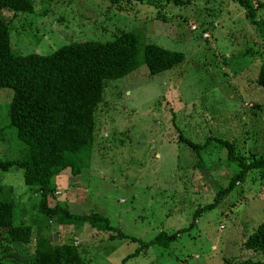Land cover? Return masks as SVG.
I'll return each instance as SVG.
<instances>
[{"label":"rangeland","instance_id":"1","mask_svg":"<svg viewBox=\"0 0 264 264\" xmlns=\"http://www.w3.org/2000/svg\"><path fill=\"white\" fill-rule=\"evenodd\" d=\"M152 1L33 0L32 13L5 12L12 51L18 54H50L70 42L106 41L132 29L146 42L184 53L172 70L151 76L142 63L129 75L105 82L89 160L81 175L54 193L56 200L73 213L107 216L112 226L142 241L187 228L168 248L152 245L126 264L264 260L243 247L264 218L260 169L248 171L190 227L195 210L211 203L239 169L218 138L231 142L235 154L248 162L264 158V88L254 82L264 62V40L232 0ZM262 1L258 18H264ZM11 97V89L0 88L2 160L24 155L23 142L9 126ZM183 138L209 141L198 155ZM22 178L21 169L0 168V185L18 200L19 216L32 224L34 237L28 245L0 240L1 255L28 262L36 234L52 245L73 242L88 264H119L139 247L128 237L110 241L107 233L88 225H60L53 217L45 221L36 209L38 195L25 189Z\"/></svg>","mask_w":264,"mask_h":264},{"label":"trees","instance_id":"2","mask_svg":"<svg viewBox=\"0 0 264 264\" xmlns=\"http://www.w3.org/2000/svg\"><path fill=\"white\" fill-rule=\"evenodd\" d=\"M109 1L111 5L121 1L154 2ZM232 1L245 11L250 23L256 26L264 40V18H258L263 1ZM6 11L13 15L32 13L33 0H0V88L12 90L8 103L9 126L16 129L18 139L25 146L21 148L24 155L9 160L0 159V168L7 170L16 167L22 170L23 183L27 186L25 189L38 195L36 209L43 214L45 221L53 217L60 225H88L96 233H107L110 241L127 238L120 229L111 225L107 216L98 212L73 213L65 203L56 200L54 193H59L65 182L81 175L86 167L94 141L95 113L103 100L105 82L129 75L142 63L151 76L172 70L184 60V53L146 42L139 31L132 29L120 30L106 41L70 42L50 54H18L12 51L11 21L6 18ZM139 46L142 49L141 59ZM254 82L264 88V62L260 64ZM183 139L198 155L209 141L198 144L188 138ZM217 141L227 148V159L235 162L239 169L226 188L217 190L211 203L195 210L190 227L202 212L217 207L248 171L260 169L264 173V158L248 162L244 156L235 154L231 142L221 138ZM6 187L0 185V240L28 245L34 237L33 226L19 216L18 200ZM50 199H55V203L51 205ZM186 229L181 228L173 233L160 231L149 241L129 236L130 240L139 243V247L124 256L119 264H126L130 258L152 245L168 248ZM243 247L264 255V218L248 235ZM3 255L0 254V264H16L17 261L25 264H88L83 252L73 242L52 245L40 234H36L35 247L28 256V262L16 255ZM224 264H264V260L256 257L229 258L224 260Z\"/></svg>","mask_w":264,"mask_h":264},{"label":"built area","instance_id":"3","mask_svg":"<svg viewBox=\"0 0 264 264\" xmlns=\"http://www.w3.org/2000/svg\"><path fill=\"white\" fill-rule=\"evenodd\" d=\"M205 36L207 37V34Z\"/></svg>","mask_w":264,"mask_h":264}]
</instances>
